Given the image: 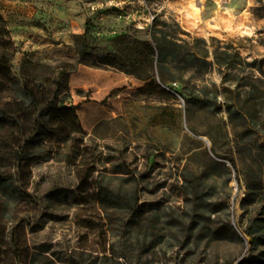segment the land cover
Returning a JSON list of instances; mask_svg holds the SVG:
<instances>
[{"label":"rangeland","instance_id":"rangeland-1","mask_svg":"<svg viewBox=\"0 0 264 264\" xmlns=\"http://www.w3.org/2000/svg\"><path fill=\"white\" fill-rule=\"evenodd\" d=\"M187 1L0 0L6 45L0 53L11 67L10 76L0 68V107L17 122L0 117V177L9 181L7 187L0 182V264H175L184 255L174 240L156 238L149 246L148 218L135 224L124 206H102L99 182L111 191L135 189L143 209L168 206L181 213L190 204L182 175H200L213 200H226L228 219L241 234L246 215L258 213L259 197L245 213L241 207L247 191L242 159L251 160L235 151L233 138L235 129L248 126L253 143L264 145V0H224L222 31L209 36L191 26ZM215 9L205 0L202 18ZM157 29L176 43L169 46V79L161 84L169 94L142 79L152 73L159 82L157 56L149 66L140 44H153ZM99 55L138 60L127 69L141 78L101 64ZM55 81L61 83L56 104L77 105L80 128L18 156L14 176L17 126L25 136L33 117L19 83L48 94ZM70 122L64 120L68 129ZM212 150L231 155L235 168L222 159L230 172L214 169ZM219 217L227 221L225 209ZM242 235V242L203 239L197 248L191 241L187 260L195 251V260L264 264V245L252 246Z\"/></svg>","mask_w":264,"mask_h":264},{"label":"trees","instance_id":"trees-1","mask_svg":"<svg viewBox=\"0 0 264 264\" xmlns=\"http://www.w3.org/2000/svg\"><path fill=\"white\" fill-rule=\"evenodd\" d=\"M157 31L160 32L161 35H153L152 37L155 48L149 40L140 41V44L143 45V48L146 51L144 55L149 66H152L154 56H157V74L159 82L155 80L153 77L154 74L152 73L147 74L142 77V79L147 80L146 86L153 87L157 92L169 94L167 89L163 88L161 84H165L169 79L165 74L167 70V58L171 54L169 46L176 45V43L166 38V34L162 30L157 29ZM2 42L3 41L0 40V52H5L6 45ZM85 49V44L82 42L81 48L78 51L79 57H81V55L85 52ZM123 60L125 61L124 63L118 61L115 56L99 55V62H101V64L119 67L125 70L126 73L136 74L138 78H141L137 75L135 70L132 71L127 69V65L131 67L136 66L139 63L138 60L130 57L123 58ZM0 68L5 70L10 76L11 67L8 62V56L3 55L2 53H0ZM63 83L67 86V77H65ZM19 84L21 85V91L29 99V107L33 111V117L29 132L25 136L21 125L18 124L17 126V136L20 140V144L18 147L19 150L17 149L14 152L16 160L14 176H18L20 174L19 159L22 158V156H27V154L40 144L43 146L48 145L56 137L74 133L76 131L75 128H80L74 123L77 119V105L58 106L56 104V101L61 95V90L59 88L61 84L60 81H55L53 89L48 94L43 92L39 93L33 87H29L23 82H20ZM0 117L6 118L10 123H15L17 125L13 116L7 113V111L2 107H0ZM67 117L71 118L69 129L67 128L68 126L66 123L64 124V120H66ZM260 130L263 132L264 125L260 128ZM233 143L235 151L241 155L242 158L246 154L251 160V162H247L246 158L242 159V161L245 162L244 166L246 173L244 179L247 189L246 194L241 201V207L244 209V213L246 212L247 204H249V202L255 197H259L258 201L260 202L259 207L257 208L258 213H255L254 215H246L247 222L242 234L250 236V244H252V246L257 244L264 245V145H255L253 143L251 129L248 126H246L242 131L235 129ZM213 155L215 158L211 159V165L214 169L222 168L225 172H230L227 166L222 162V159H227L232 168H235V161L231 155L226 158L225 156L215 153V151H213ZM182 176L184 183L181 187V192L186 203L190 204L188 209L182 211L181 213H178L168 206L159 207L154 210L143 209L138 205L135 189L131 190L129 193H127V190L117 188L111 191L106 184H102L101 182L98 183V200L102 206L108 209L113 206L112 204L124 206L129 211L131 217L137 219L135 224H139L142 219L148 218V223L150 224V234L152 236V241L149 245L150 247H153L156 244V241L154 240L156 238L159 240L166 238L167 241H176L180 249L185 250V253L175 264H218L217 261L211 263L203 258L195 260V251L192 261L187 260L190 253H186V250H188L190 242L193 241L194 246L197 248L198 243L203 239H207V241L226 239L233 242H242L244 237L231 224L230 219H228L229 213L227 211L228 204L226 200L225 202L213 200L211 197V186H208L202 176L194 174H183ZM10 177L12 178V175H10ZM0 182L6 187L8 186L7 184H9L7 178L0 177ZM20 194L21 196L31 198V195L28 193L22 192ZM124 200H126V202L129 201V204L125 203ZM224 209L226 210L227 216V221L225 223L221 222L219 217L220 213ZM148 213L150 215H148ZM212 215L213 218L211 217ZM157 222L161 223L159 228L156 227ZM155 230H159L161 233H155ZM137 232H141V229H137ZM155 235L156 237H154ZM247 261L248 259H243L238 261L237 264H247ZM225 264H233V261H228Z\"/></svg>","mask_w":264,"mask_h":264},{"label":"bare ground","instance_id":"bare-ground-1","mask_svg":"<svg viewBox=\"0 0 264 264\" xmlns=\"http://www.w3.org/2000/svg\"><path fill=\"white\" fill-rule=\"evenodd\" d=\"M204 1L205 0H188L185 12L190 17L191 26L202 35L209 36L214 33L215 30L222 31V27L219 25V14L221 4L224 0H213L216 3V9L212 13V17L208 20L202 18Z\"/></svg>","mask_w":264,"mask_h":264},{"label":"water","instance_id":"water-1","mask_svg":"<svg viewBox=\"0 0 264 264\" xmlns=\"http://www.w3.org/2000/svg\"><path fill=\"white\" fill-rule=\"evenodd\" d=\"M247 242H248V244H250L251 243V239H248Z\"/></svg>","mask_w":264,"mask_h":264},{"label":"built area","instance_id":"built-area-1","mask_svg":"<svg viewBox=\"0 0 264 264\" xmlns=\"http://www.w3.org/2000/svg\"><path fill=\"white\" fill-rule=\"evenodd\" d=\"M153 17V16H152Z\"/></svg>","mask_w":264,"mask_h":264}]
</instances>
